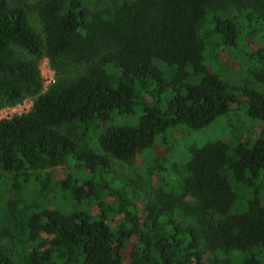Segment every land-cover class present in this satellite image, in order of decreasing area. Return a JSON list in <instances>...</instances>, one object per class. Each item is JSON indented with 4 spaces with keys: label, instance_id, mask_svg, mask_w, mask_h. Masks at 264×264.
<instances>
[{
    "label": "trees",
    "instance_id": "trees-1",
    "mask_svg": "<svg viewBox=\"0 0 264 264\" xmlns=\"http://www.w3.org/2000/svg\"><path fill=\"white\" fill-rule=\"evenodd\" d=\"M32 1L0 0V98H31L0 119V264H264V93L221 63L264 87V0ZM231 110L263 127L115 171Z\"/></svg>",
    "mask_w": 264,
    "mask_h": 264
},
{
    "label": "rangeland",
    "instance_id": "rangeland-1",
    "mask_svg": "<svg viewBox=\"0 0 264 264\" xmlns=\"http://www.w3.org/2000/svg\"><path fill=\"white\" fill-rule=\"evenodd\" d=\"M32 0H26V3L32 4ZM222 65L228 69V73L231 77H237L239 80H243L254 88L262 91L264 93V87L255 82L251 76L247 73V71L242 66H237L234 61H231L228 57L221 58ZM39 71L43 81V88H45L54 77L53 70L48 66L47 61L44 57L40 58L38 61ZM229 76V77H230ZM31 105V98L26 97L20 103L14 105H7L3 102V99L0 98V119L7 118L13 114H19L27 111ZM118 122L123 123H133L135 121V116L127 115L120 116L117 119ZM219 123H224L226 127L230 126L231 128H245L250 131L257 132V130L263 127V124L251 122L247 119V117L240 111L231 110L225 117L219 120L217 123L215 122L210 128L207 130L203 129L201 131L193 132L186 131L182 127L172 129L167 133V141L163 144L156 142L154 147L148 150L146 153L138 156L130 167H123L121 164L114 165L115 171L123 172L129 179H135L141 181V179L146 174L147 168H151V166L155 163V160L162 159L173 160L177 154L183 151L182 145L184 142L190 143L193 140H204L206 138L212 139L214 137H221L222 133L219 131L221 128L218 126ZM218 126V127H217ZM197 133H202L198 136ZM62 167H59L55 171V177L58 178L62 174ZM72 168L71 170H73ZM153 179V175L150 176ZM3 189L7 191V186H3ZM31 192V188H29ZM29 192V193H30ZM83 207V205H82ZM126 258H124V261Z\"/></svg>",
    "mask_w": 264,
    "mask_h": 264
}]
</instances>
